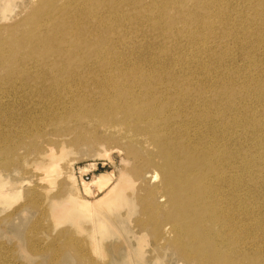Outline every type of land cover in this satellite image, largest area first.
<instances>
[{
  "label": "rangeland",
  "instance_id": "rangeland-1",
  "mask_svg": "<svg viewBox=\"0 0 264 264\" xmlns=\"http://www.w3.org/2000/svg\"><path fill=\"white\" fill-rule=\"evenodd\" d=\"M70 1L10 0L11 6L5 8L0 0V192L6 190L8 195L0 197V264H264V225L237 228L229 220L214 228L215 221H201L203 214L191 204L193 196L180 190L178 195L176 186L174 190L168 187L164 172L156 165L161 158L150 138L132 129L106 130L97 124L95 116L102 113L97 101L100 93L94 94L90 86L77 91L71 88V92L68 85L74 81L62 74L63 69L46 72V61L39 62L38 71L26 69L35 61L26 59L30 54L24 47L30 40L20 34L24 29L19 34L8 30L17 22L33 26L35 20L45 26L41 33L57 34L55 42L67 37L72 42L82 36L94 40L92 48L82 51L87 57L83 65H98L89 54L108 43L104 18L88 23L98 10L78 14L68 9ZM87 2L97 6L100 1ZM121 2L135 4L132 0ZM38 8L48 9L53 18H38ZM119 12L126 15L127 9L119 8ZM125 25H120L122 29L113 25L112 32L119 28L115 35L121 37L130 31L123 29ZM93 29L96 36L92 38ZM137 36L129 45L134 48L117 43L113 49L121 53L134 49L131 58L149 61L147 41L142 34ZM17 51L23 57H14ZM52 61L63 66L58 57ZM64 62L69 66V58ZM71 65L81 71L80 61ZM56 92L66 95L67 104L55 101ZM37 93H43L42 97ZM88 98H94V103ZM24 103L29 104L25 107ZM44 151L53 156L31 168L32 159ZM178 156L182 165L191 158L183 153ZM4 164L8 172L2 171ZM35 167L41 168V177L46 175V184L39 182ZM100 176H105L109 188L97 192L101 186L95 182ZM84 184H88L86 191ZM115 184L129 197L127 204H116L114 195L105 198ZM58 193L90 204L77 206L79 225L55 221L48 199ZM262 202L258 199L256 204ZM212 211L224 217L218 205ZM93 227L95 235L91 234Z\"/></svg>",
  "mask_w": 264,
  "mask_h": 264
},
{
  "label": "bare ground",
  "instance_id": "bare-ground-1",
  "mask_svg": "<svg viewBox=\"0 0 264 264\" xmlns=\"http://www.w3.org/2000/svg\"><path fill=\"white\" fill-rule=\"evenodd\" d=\"M87 1H70L68 9L78 14L97 9L88 23L102 22L99 18H104L108 43L91 49L89 54L98 65H83L87 57L82 51L92 48L94 40L82 36L72 42L70 37L55 42L57 34L41 33L45 26L35 20L33 26L17 22L8 30L18 33L24 29L20 34L30 40L24 47L30 54L26 59L35 61L26 69L38 71L39 62L46 61V72L63 69L62 74L74 81L68 85L71 92L90 86L94 94L100 93L97 101L102 113L95 116L97 124L106 130L132 129L150 138L161 158L156 165L164 172L168 187L174 190L176 186L178 195L180 190L193 196L191 204L203 214L201 221H215L214 228L220 221L224 225L229 220L237 228L264 225V0H132L134 5L121 0H99L97 6ZM3 6L9 8L10 0H3ZM119 8H126V15ZM39 10L38 18H53L48 9ZM123 23L127 24L123 29L130 31H122L121 37L120 33L115 35ZM113 25L121 26L112 32ZM139 34L147 41L144 47L150 52L149 61L135 60L130 56L134 49L127 51ZM95 36L93 29L91 37ZM117 43L131 45L122 52L125 55L113 49ZM14 57L23 55L17 51ZM56 57L63 66L52 61ZM65 58H69V66ZM73 61L81 62V71L72 67ZM81 74L86 78H77ZM56 93L55 101L67 104L66 95L65 98ZM42 94L37 93L40 97ZM88 99L94 103V98ZM26 104L22 105L27 107ZM178 153L191 158L182 165ZM49 156H53L51 151L42 152V156L31 160V168ZM7 166L2 165V171L8 172ZM40 167L33 170L40 183L47 182L46 175L41 177L38 173ZM104 178L100 176L95 182L101 186L97 192L109 188ZM88 184H84L85 191ZM6 193L2 190L0 197L7 198ZM112 195L116 204L129 202L118 184L110 188L105 198ZM258 199L263 202L256 204ZM48 203L57 223L74 225L80 223L77 206L90 205L71 194L60 193L51 196ZM215 205L224 217L212 211ZM175 231L179 229L176 227ZM95 232L93 227L91 234Z\"/></svg>",
  "mask_w": 264,
  "mask_h": 264
}]
</instances>
